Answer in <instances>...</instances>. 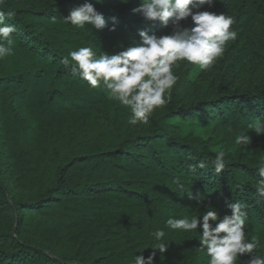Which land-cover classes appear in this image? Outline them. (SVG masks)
<instances>
[{"label": "trees", "instance_id": "obj_1", "mask_svg": "<svg viewBox=\"0 0 264 264\" xmlns=\"http://www.w3.org/2000/svg\"><path fill=\"white\" fill-rule=\"evenodd\" d=\"M83 2L0 5L17 13L9 21L17 27L14 54L0 60V264H134L136 254L152 251L159 228L170 248L157 252L155 264H207L198 231L165 227L169 217L208 210L189 193L221 215L226 198L247 203L248 238L264 255V198L254 188L264 136L248 127L264 119V0H217L208 10L235 17L237 39L207 71L180 62L170 102L138 126L127 123L128 108L74 76L61 57L81 46L117 52L139 40V30L170 29L134 14L139 0L96 4L106 19L117 17L115 31L65 23ZM242 131L252 136L248 146L234 143ZM218 147L225 171L216 174L210 163L189 169L210 162Z\"/></svg>", "mask_w": 264, "mask_h": 264}, {"label": "clouds", "instance_id": "obj_2", "mask_svg": "<svg viewBox=\"0 0 264 264\" xmlns=\"http://www.w3.org/2000/svg\"><path fill=\"white\" fill-rule=\"evenodd\" d=\"M4 2L0 0V5ZM121 2L127 4L128 0ZM216 2L139 0L132 12L170 31L157 34L148 29L139 30V40H133L129 46L113 53L105 50L98 53L91 46H81L62 56L60 62L91 88H105L109 99L128 108L131 113L127 119L129 125L147 124L157 109L170 102L172 90L180 79L174 70L180 67V62L186 61L197 66L199 71H207L224 55L228 43L237 39L238 33L232 27L236 23L235 17L208 10ZM102 3L103 0H95V3L84 0L82 4L70 8L63 20L74 28L83 29L90 25V30L108 28L115 31L118 19L110 17L109 26V19L96 7V4ZM16 15L15 11L0 7V60L14 54L16 38L13 34L17 32V27L9 21ZM189 20V24L184 23ZM248 127L257 137L264 136V119L257 118ZM234 143L236 146H248L252 143V136L242 131L235 136ZM209 163L216 174L226 170L228 161L222 147L217 148L210 162L200 159L188 167L191 171L206 169ZM257 171L262 179L254 186L255 192L264 198V163ZM173 183L183 187L179 177ZM188 198L208 210L191 218L169 217L165 227L184 233L198 231L199 246L208 257L207 264H264V255L259 254L260 241L248 238L247 203L226 198L224 206L228 211L221 215L210 201H202L199 193H189ZM151 236L157 243L147 256L144 252L136 254L134 264H155L157 252L164 255L169 251L170 245L165 240L163 228L156 229ZM245 256L247 259H244Z\"/></svg>", "mask_w": 264, "mask_h": 264}, {"label": "rangeland", "instance_id": "obj_3", "mask_svg": "<svg viewBox=\"0 0 264 264\" xmlns=\"http://www.w3.org/2000/svg\"><path fill=\"white\" fill-rule=\"evenodd\" d=\"M254 27H256L257 29H261V27H263V24L260 23V22H256V23L254 24Z\"/></svg>", "mask_w": 264, "mask_h": 264}]
</instances>
